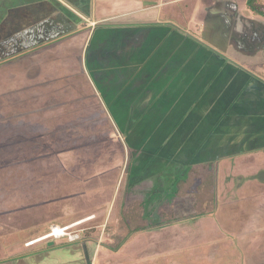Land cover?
<instances>
[{"label":"rangeland","instance_id":"rangeland-1","mask_svg":"<svg viewBox=\"0 0 264 264\" xmlns=\"http://www.w3.org/2000/svg\"><path fill=\"white\" fill-rule=\"evenodd\" d=\"M99 1L104 0L92 3ZM191 1L165 6L160 14L173 12L182 28ZM10 3L14 7L0 8L5 23L19 7L18 0ZM59 7L73 14L67 17L72 25L66 22L70 26L60 34L42 32V39L19 56L5 60L0 55V263L55 239L62 240L57 247L33 253L29 260L59 264L66 256L65 264H264V237L254 244L241 231L223 229L226 224L208 213L193 216V193L174 192L176 179L189 176L205 154L208 169L218 171L216 205L234 213L235 200L228 203L227 197L241 193L252 176L264 171V156L231 159L214 149L216 140L220 149L226 144L218 116L197 126L185 124V114L197 118L209 107V98L140 95L149 74V30L122 33L98 21L88 29L81 25L92 20L84 10ZM236 55L231 58L238 63L242 57ZM248 74L251 81L264 79V65ZM238 104H229L228 111ZM210 122L219 128L212 130ZM209 144L214 150L206 152ZM135 200L145 202L147 218L142 229L128 234L119 226L122 212ZM244 203L237 205L239 211ZM233 217L240 220L241 214ZM55 225H69L72 240L67 235L42 239ZM115 234L126 239L110 249ZM29 260L26 264H32Z\"/></svg>","mask_w":264,"mask_h":264},{"label":"crops","instance_id":"crops-1","mask_svg":"<svg viewBox=\"0 0 264 264\" xmlns=\"http://www.w3.org/2000/svg\"><path fill=\"white\" fill-rule=\"evenodd\" d=\"M106 1H99L101 4L96 6L92 0H18L19 7L16 11H10L6 23L0 21V55H6L5 60L19 56L25 53V48L31 47L37 38L42 39V32L50 30L54 34H60L61 28L72 25L70 15L73 14L62 10L59 4L84 10L92 20L82 21L81 25L88 29L96 25L97 21L104 22L110 29L122 33L129 29L132 31V28L144 27L147 32L149 30V74L145 76L144 91L138 90L140 95L149 96L147 98H209L210 105L203 114H197V118H193L195 113L190 111L185 114V124L193 122L194 126H197L208 116H218L221 120L220 128L226 131L221 132L225 135L226 144L224 149H220L216 140L213 143L214 149L226 151L225 156L231 159L264 156V79L251 81L248 74L251 69L256 70L259 65H264L261 60H264L263 15L252 12L246 4L247 0H192L189 16L185 22H181L184 26L178 28L174 23L177 15L174 16L170 10L160 14L161 10L165 6L190 0H114L112 3ZM10 2L11 0H0V8L14 7ZM24 6L25 9H22ZM187 6L184 4L183 8ZM96 9L99 12L97 14ZM100 11L114 13H104L102 16ZM140 13H147L149 17H138L137 14ZM242 13L250 16V19L244 20ZM57 16L60 25L55 24ZM68 16L70 17L67 18ZM127 17H133L135 20L126 19ZM137 18L143 21H137ZM49 19L52 26L46 23ZM66 22H70V25ZM251 36L256 38L254 42H251ZM236 54L242 57L238 63L231 58L238 57ZM232 60L235 63H232ZM250 64H256L257 67H246L251 66ZM234 69L237 72H233ZM237 102L241 104L228 111L229 104ZM219 107H223L222 112L214 114L213 110H218ZM223 111L227 113L225 118ZM215 123L210 122L214 131V128H219V124ZM213 146L209 144V149L205 151L214 150ZM177 149L182 151L183 147ZM203 156L204 158L199 160L200 164L191 167L190 175L194 174L199 179L204 174L211 173L215 199L214 179L218 171L208 169L207 157L205 154ZM180 162L186 163V160L182 159ZM253 184L259 188L252 190ZM242 190L241 193L236 191L227 197L228 203L235 200L234 213L232 209L231 212L225 209V204L222 203V208L218 209L215 200L214 209L208 214L216 217L217 222L226 224L223 229L236 235L241 231L240 235L256 244L259 236L264 237V200H259L260 197L264 199V171L252 176ZM243 203L246 207L239 211L237 205L242 206ZM251 206L260 208L252 209ZM232 213L241 214V219H235ZM25 259L23 258L24 264L27 261ZM12 262L21 264V260L17 262L15 258H9L0 264Z\"/></svg>","mask_w":264,"mask_h":264},{"label":"trees","instance_id":"trees-1","mask_svg":"<svg viewBox=\"0 0 264 264\" xmlns=\"http://www.w3.org/2000/svg\"><path fill=\"white\" fill-rule=\"evenodd\" d=\"M246 4L249 9H251L252 12L256 14H260L264 16V0H247ZM196 170V168H194ZM198 177L196 175H189L186 178L183 179H176L175 181V190L174 192L179 196H184L188 192L193 193V216H201L204 214H207L209 212H212L214 209L215 199H214V192H213V177L211 173L204 174L201 176L198 180ZM145 202L143 200H135L128 204V206L125 208V210L122 212V222L119 226L120 228H124L126 230V233H132L139 229L143 228V225L145 224L144 221L147 218V215L145 213ZM144 223V224H143ZM87 233V232H86ZM88 234H83V236ZM126 239V236H121L120 234L113 235V243L108 244L110 249H116L118 248L121 243H123ZM62 241V240H61ZM61 241H56L55 239H52L50 243L47 245L44 243L39 244V246L35 249H31L28 252H25V254L20 257H15V260L17 262L21 260V264L23 263V258H26V260H29V257L33 255V253H40L44 252L49 249H53L57 247ZM66 241V240H65ZM70 243V242H65ZM72 243V242H71ZM67 245V244H64ZM71 245V244H70ZM69 246V245H67ZM17 258V259H16ZM67 257L63 260H60L59 264H65L68 263L66 261ZM27 260V261H28ZM30 261V260H29ZM41 261H30L32 264H39Z\"/></svg>","mask_w":264,"mask_h":264},{"label":"built area","instance_id":"built-area-1","mask_svg":"<svg viewBox=\"0 0 264 264\" xmlns=\"http://www.w3.org/2000/svg\"><path fill=\"white\" fill-rule=\"evenodd\" d=\"M55 227H59L58 232L55 231ZM68 227L69 225H64V226L55 225L54 227L52 226L50 228V231L46 235L47 237H54V238H63V237H66L67 235L68 239L72 240L67 233Z\"/></svg>","mask_w":264,"mask_h":264},{"label":"bare ground","instance_id":"bare-ground-1","mask_svg":"<svg viewBox=\"0 0 264 264\" xmlns=\"http://www.w3.org/2000/svg\"><path fill=\"white\" fill-rule=\"evenodd\" d=\"M75 224H78V222H77V223H74V224H71L70 226H73V225H75ZM53 227H54V226H53ZM55 231L58 232V231H59V227H55ZM46 237H47V235L42 236V239H43V238H46Z\"/></svg>","mask_w":264,"mask_h":264}]
</instances>
